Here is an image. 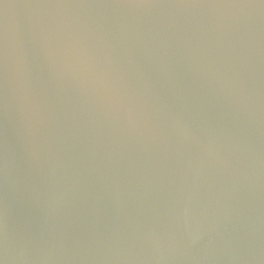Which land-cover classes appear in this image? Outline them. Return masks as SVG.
<instances>
[{
  "label": "water",
  "instance_id": "water-1",
  "mask_svg": "<svg viewBox=\"0 0 264 264\" xmlns=\"http://www.w3.org/2000/svg\"><path fill=\"white\" fill-rule=\"evenodd\" d=\"M0 264H264V0H0Z\"/></svg>",
  "mask_w": 264,
  "mask_h": 264
}]
</instances>
